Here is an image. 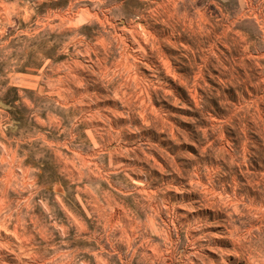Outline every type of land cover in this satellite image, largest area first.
I'll return each instance as SVG.
<instances>
[{"label":"rangeland","instance_id":"374dc122","mask_svg":"<svg viewBox=\"0 0 264 264\" xmlns=\"http://www.w3.org/2000/svg\"><path fill=\"white\" fill-rule=\"evenodd\" d=\"M0 264H264V0H0Z\"/></svg>","mask_w":264,"mask_h":264}]
</instances>
